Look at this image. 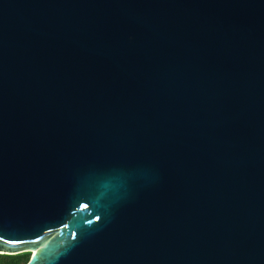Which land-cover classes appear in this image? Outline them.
<instances>
[{
	"label": "water",
	"instance_id": "obj_1",
	"mask_svg": "<svg viewBox=\"0 0 264 264\" xmlns=\"http://www.w3.org/2000/svg\"><path fill=\"white\" fill-rule=\"evenodd\" d=\"M0 233L26 264H264V0H0Z\"/></svg>",
	"mask_w": 264,
	"mask_h": 264
},
{
	"label": "trees",
	"instance_id": "obj_2",
	"mask_svg": "<svg viewBox=\"0 0 264 264\" xmlns=\"http://www.w3.org/2000/svg\"><path fill=\"white\" fill-rule=\"evenodd\" d=\"M31 254L20 253L17 255H0V264H26Z\"/></svg>",
	"mask_w": 264,
	"mask_h": 264
},
{
	"label": "snow or ice",
	"instance_id": "obj_3",
	"mask_svg": "<svg viewBox=\"0 0 264 264\" xmlns=\"http://www.w3.org/2000/svg\"><path fill=\"white\" fill-rule=\"evenodd\" d=\"M96 219L99 220L100 217L97 216ZM74 235H75V234H74ZM0 236H2V233H0ZM9 242L12 243V244H19V243H21V241H19V240H10Z\"/></svg>",
	"mask_w": 264,
	"mask_h": 264
}]
</instances>
